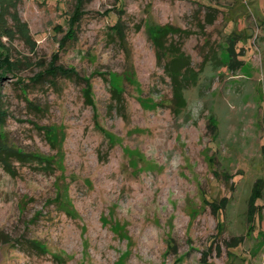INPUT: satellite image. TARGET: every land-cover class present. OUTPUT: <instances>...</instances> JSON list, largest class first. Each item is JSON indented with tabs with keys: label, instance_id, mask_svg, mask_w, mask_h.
Masks as SVG:
<instances>
[{
	"label": "rangeland",
	"instance_id": "374dc122",
	"mask_svg": "<svg viewBox=\"0 0 264 264\" xmlns=\"http://www.w3.org/2000/svg\"><path fill=\"white\" fill-rule=\"evenodd\" d=\"M78 2L0 0V264H264V0H86L62 49Z\"/></svg>",
	"mask_w": 264,
	"mask_h": 264
},
{
	"label": "trees",
	"instance_id": "16d2710c",
	"mask_svg": "<svg viewBox=\"0 0 264 264\" xmlns=\"http://www.w3.org/2000/svg\"><path fill=\"white\" fill-rule=\"evenodd\" d=\"M86 0H79L77 3L74 14L69 18V23L71 25L70 31L68 34L62 39L60 43V47L64 49L66 43L68 40H72L76 38V29L75 26L80 22L82 18V6L85 3ZM1 6V5H0ZM6 10L5 6H1L0 8V16H4L6 13L4 12ZM12 20L14 23V29L17 31L21 38L27 43L31 44L33 42L32 34L30 32V29L28 27V24L20 18L18 13L12 14ZM111 28H115V32L119 34L120 39H124V32H123V25L120 18H118L115 25H112ZM6 29L9 31L10 29L6 27ZM12 30V29H11ZM10 30V31H11ZM14 31V30H12ZM234 31V30H232ZM179 32V29L176 27H173L171 25H167L165 27H161L160 30L157 31V35L155 36V45L157 47V54L160 59L164 56H169L168 62L164 64V70L165 72L170 76L173 84V93H174V101L176 104V110L179 112V110L183 109L186 106V98L184 95V91L188 88L190 83H194L198 78H195L193 74L194 73L192 69V62L180 46L174 44V43H168L166 41L167 36L170 34H176ZM232 33H229V42L230 46L227 47L228 51V57H229V64L230 66H234V59L233 56L236 54L237 51V43L244 42L239 36L235 35L236 39L232 36ZM248 41V40H247ZM246 41V42H247ZM242 48V47H240ZM57 56V55H55ZM0 63H1V69H0V82L4 78V72H11L15 70L16 66H18L17 63H13L9 60L8 54L5 51H1L0 49ZM54 69L53 72L50 74L56 75L58 73L60 74H66L58 67L52 68ZM68 74V73H67ZM70 74V73H69ZM0 116H1V89H0ZM11 156H17V157H23L24 154L20 151H17L13 149V147L8 146L5 142H3L0 139V162L3 163L5 167H9L10 164L8 162V158ZM257 202V200H256ZM257 205V204H256ZM37 247H40L39 245H35Z\"/></svg>",
	"mask_w": 264,
	"mask_h": 264
}]
</instances>
